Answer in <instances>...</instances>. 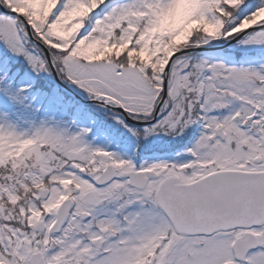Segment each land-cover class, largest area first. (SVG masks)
<instances>
[{"label": "rangeland", "instance_id": "rangeland-1", "mask_svg": "<svg viewBox=\"0 0 264 264\" xmlns=\"http://www.w3.org/2000/svg\"><path fill=\"white\" fill-rule=\"evenodd\" d=\"M90 1L1 0L6 9L22 13L35 40L17 15L0 13V258L12 259V264H29L36 252L44 254L37 264H164L163 256L148 255L154 254L157 235L166 228L163 214L155 206L156 218L145 210L155 204L164 179L192 182L211 172L209 164L216 170L264 171V29L234 44L243 54L238 58L234 50L205 57L186 52L175 58L168 97L158 119L152 118L164 98L171 57L182 49L235 40L264 22V4L253 5L258 13L236 22L232 6L222 0L218 11L212 6L216 0H97L91 8ZM78 39L97 53L94 59L77 58L81 45L70 43ZM56 78L67 80L85 98L97 96L106 102L97 107L105 110L76 109L67 101L74 107L67 112L64 99L39 90H53ZM197 79L200 85L194 84ZM201 81L206 84L203 99ZM21 99L25 104L14 107ZM216 103L227 111L219 114ZM120 106L126 116L117 110ZM223 120L237 138V150L226 141L209 143ZM197 121L204 139L195 144L186 137ZM139 130L144 137L136 136ZM158 138L161 144L154 143ZM168 162L188 167V172L181 168L176 174ZM109 165L115 182L100 188L95 179ZM139 170L158 176L144 192L128 197L123 173ZM44 191H49L46 199L41 197ZM70 198L75 207L60 236L36 230L42 222L51 226L56 208ZM84 212L94 215L100 226L84 222ZM143 218L139 232L135 223ZM171 228H166L171 239H182ZM260 235L262 250L251 251L243 264H264V241L259 242L264 233ZM219 236L210 248L173 243L172 264H233L229 241ZM11 251L19 254V261ZM83 251L90 257L76 261L85 256Z\"/></svg>", "mask_w": 264, "mask_h": 264}, {"label": "water", "instance_id": "water-1", "mask_svg": "<svg viewBox=\"0 0 264 264\" xmlns=\"http://www.w3.org/2000/svg\"><path fill=\"white\" fill-rule=\"evenodd\" d=\"M0 11L5 14L12 13L3 7L1 1ZM12 14L18 15L15 12ZM21 19L26 24L30 39L35 41L29 27L30 25L23 17ZM263 27L264 25L253 27L240 34L235 40L216 49L226 48L239 41L250 31L259 30ZM205 50L207 48L182 49L171 57L164 73V98L157 107L153 122L157 120L161 105L167 99L168 79L173 60L186 52L193 53ZM57 82L61 84L58 80ZM75 97L83 101L79 96L75 95ZM91 102L99 103L97 101ZM86 103L88 104L89 102ZM117 110L126 116L121 107H118ZM114 175V171L109 167L107 172L97 180L98 185L110 182L114 178ZM130 178L132 179V186L137 188L143 187V185L136 184V176L130 174ZM157 200L174 224L176 230L180 233L210 236L218 231L260 226L264 224V173H219L192 185H177L176 181L171 179L162 186ZM70 208L71 201L65 202L62 205L52 233L59 230ZM250 241H252L251 235H247L244 239L238 241L235 246L238 258H242L245 255V252L248 250L246 248L248 246L247 243Z\"/></svg>", "mask_w": 264, "mask_h": 264}, {"label": "trees", "instance_id": "trees-1", "mask_svg": "<svg viewBox=\"0 0 264 264\" xmlns=\"http://www.w3.org/2000/svg\"><path fill=\"white\" fill-rule=\"evenodd\" d=\"M92 1V2H91ZM90 1V8H91V6H92V3H94L95 1H97V0H91ZM99 1H102V0H99ZM231 10H230V12H231V17H234L236 14H238V11H239V9H238V7L236 8L235 6H232L231 8H230ZM245 14H247V15H249V13H245ZM89 15H90V13H88L87 14V16L89 17ZM236 17V16H235ZM50 19H51V17H50ZM47 20H49V18L47 19ZM137 36V35H136ZM79 41V39L78 40H75V41H73V42H71L70 43V46H72V45H76V44H78V46L79 45H81L80 46V48H76L77 50H76V52H77V58H79V59H81V60H84L86 57H87V60H89V59H94L93 57V54H97V53H95V52H89L88 50H89V48L88 47H86V41H84L82 44L81 43H79L78 42ZM85 43V44H84ZM117 45V44H116ZM118 46V45H117ZM84 53V54H83ZM99 54V53H98ZM89 57H92V58H89ZM194 84H196L195 83V81H194ZM50 92H52V94H54L55 96H57V97H59L63 92L61 91V89L57 86V85H54V89L52 90V91H50ZM97 97V96H96ZM93 107L95 108V109H98V108H100V107H97V105H93ZM196 107H197V105H196ZM93 108V109H94ZM100 109H102V108H100ZM148 111V110H147ZM133 113V112H132ZM148 113H150L149 111H148ZM146 117V116H148L147 115V113H143V117ZM153 117V116H152ZM195 117V116H194ZM148 119H150V118H147V120ZM188 138H189V136H188ZM143 220L145 221V218H143ZM144 221H140V222H142V223H144ZM140 222H139V225H140ZM140 227H141V225H140Z\"/></svg>", "mask_w": 264, "mask_h": 264}, {"label": "flooded vegetation", "instance_id": "flooded-vegetation-1", "mask_svg": "<svg viewBox=\"0 0 264 264\" xmlns=\"http://www.w3.org/2000/svg\"><path fill=\"white\" fill-rule=\"evenodd\" d=\"M202 86H203V85H202ZM223 93H225V95H226V94H227V91H224ZM217 105L219 106V107H218V109H219L218 112H224V111H227L225 107H221V104L216 103L215 106H217ZM222 106H223V105H222ZM242 119H243V118H242ZM227 125H228V122H224V120L218 124V128H220V127L223 128V130H224V135H223L222 137L217 136V138H216V140H215L214 143H215V145H217V144L221 145L222 142L224 143V142L226 141V143L228 144V145H227L228 147H230L231 149L237 150L238 145H237V143H236V141H235V140H237V138H236L235 134L232 133L231 129H229L230 131H228V129H227ZM228 126H229V125H228ZM214 149H215V148H214ZM243 153H244V152H243ZM247 154H249V153L246 152L245 155H247ZM260 159H261V158H260ZM258 160H259V158L256 159V162H257V163H258ZM244 161H245V164H246L248 167L251 166V162H250L249 158H245ZM214 167H215V166H213V165L210 167V170H211L210 173H213V172L217 171ZM225 170H226V169H225ZM228 170H233V169H228ZM220 171H223V170H220Z\"/></svg>", "mask_w": 264, "mask_h": 264}, {"label": "bare ground", "instance_id": "bare-ground-1", "mask_svg": "<svg viewBox=\"0 0 264 264\" xmlns=\"http://www.w3.org/2000/svg\"><path fill=\"white\" fill-rule=\"evenodd\" d=\"M217 3L220 5V1H218L217 0ZM228 4L229 5H231V6H233L234 5V3L233 4H230V2H228ZM249 17V16H248ZM66 82L68 83V86L70 87L71 85H70V83L66 80ZM55 85H57V86H60L57 82H55ZM60 87H62V86H60ZM72 87V86H71ZM70 87V88H71ZM39 90L41 91V92H43L44 94H46V95H49V96H53V94H52V92H50V91H52V89H46V88H44V87H40L39 88ZM12 94V93H11ZM43 94V95H44ZM43 95H41V96H43ZM55 96V95H54ZM55 97H57V96H55ZM16 101H18L17 99H16ZM24 101V99H21V101H19L16 105H14V107L15 106H17V105H22V104H25V101ZM69 101L72 103V105L77 109V107H79L80 109H83V110H88V109H90V106L85 102V101H82V100H80V99H76V98H72V97H69ZM77 106V107H76ZM13 107V108H14ZM78 190V189H77ZM124 192H125V195H130V196H128V197H133L134 195H136L135 193V191H133V190H131V189H129V188H127V187H124ZM72 201L74 202V199H72ZM100 223H98L96 226H98ZM61 235V232H56L55 234H54V236L55 237H58V236H60ZM117 239H118V237H117ZM149 258V256L148 255H146L145 257H144V260L145 259H148Z\"/></svg>", "mask_w": 264, "mask_h": 264}]
</instances>
